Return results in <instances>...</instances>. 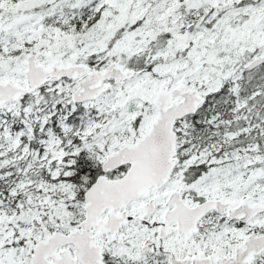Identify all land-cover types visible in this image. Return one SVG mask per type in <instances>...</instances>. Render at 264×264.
Instances as JSON below:
<instances>
[{"label":"snow or ice","instance_id":"1","mask_svg":"<svg viewBox=\"0 0 264 264\" xmlns=\"http://www.w3.org/2000/svg\"><path fill=\"white\" fill-rule=\"evenodd\" d=\"M0 264H264V0H0Z\"/></svg>","mask_w":264,"mask_h":264}]
</instances>
